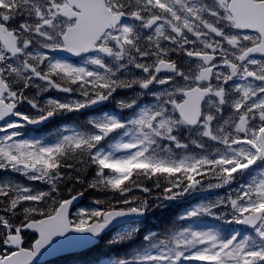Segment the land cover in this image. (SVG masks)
I'll list each match as a JSON object with an SVG mask.
<instances>
[{
  "label": "snow or ice",
  "instance_id": "1",
  "mask_svg": "<svg viewBox=\"0 0 264 264\" xmlns=\"http://www.w3.org/2000/svg\"><path fill=\"white\" fill-rule=\"evenodd\" d=\"M61 252L264 264V0H0V264Z\"/></svg>",
  "mask_w": 264,
  "mask_h": 264
},
{
  "label": "rangeland",
  "instance_id": "2",
  "mask_svg": "<svg viewBox=\"0 0 264 264\" xmlns=\"http://www.w3.org/2000/svg\"><path fill=\"white\" fill-rule=\"evenodd\" d=\"M17 179H19L20 180V182H22V183H25V184H29L28 183V181L26 182V180H24L22 177H17ZM205 191H212V192H214V191H218V193H221L222 191L224 192V189H212V190H205ZM197 193H199V192H196V193H194V194H192V195H197ZM226 193H227V191L226 192H224V195H226ZM132 194H134V195H142L141 193H139V192H134V193H132ZM187 196V197H185L183 200H181L180 202L181 203H183L184 205H189L193 200V196ZM201 196V195H200ZM217 198H218V196H217ZM207 199V197L206 196H204L203 198H201L200 200H198L195 204H193V205H191V206H195L196 204H200V203H204V200H206ZM92 200V197L90 196V195H88V201H91ZM79 207H94V205H92L91 203H87V204H82V205H80Z\"/></svg>",
  "mask_w": 264,
  "mask_h": 264
},
{
  "label": "trees",
  "instance_id": "3",
  "mask_svg": "<svg viewBox=\"0 0 264 264\" xmlns=\"http://www.w3.org/2000/svg\"><path fill=\"white\" fill-rule=\"evenodd\" d=\"M176 212H179V210L177 209ZM160 221L163 223V225L166 224L164 220L160 219ZM153 226H155V223H151L147 225L148 228H153ZM61 264H81V261L79 258L69 256V257L62 259Z\"/></svg>",
  "mask_w": 264,
  "mask_h": 264
},
{
  "label": "water",
  "instance_id": "4",
  "mask_svg": "<svg viewBox=\"0 0 264 264\" xmlns=\"http://www.w3.org/2000/svg\"><path fill=\"white\" fill-rule=\"evenodd\" d=\"M81 199H82V198H81ZM81 199H80L78 202H80ZM61 254H67V253H65V252H61V253H56V254H53V255H45V256H41V257H39L38 259L44 261V260L51 259V258L56 257V256L61 255Z\"/></svg>",
  "mask_w": 264,
  "mask_h": 264
},
{
  "label": "flooded vegetation",
  "instance_id": "5",
  "mask_svg": "<svg viewBox=\"0 0 264 264\" xmlns=\"http://www.w3.org/2000/svg\"><path fill=\"white\" fill-rule=\"evenodd\" d=\"M59 127L61 128L62 126L61 125H59ZM59 130V129H58Z\"/></svg>",
  "mask_w": 264,
  "mask_h": 264
}]
</instances>
